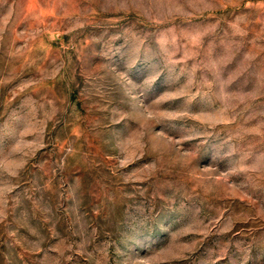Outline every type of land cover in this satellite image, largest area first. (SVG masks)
<instances>
[{
	"label": "rangeland",
	"instance_id": "1",
	"mask_svg": "<svg viewBox=\"0 0 264 264\" xmlns=\"http://www.w3.org/2000/svg\"><path fill=\"white\" fill-rule=\"evenodd\" d=\"M0 264H264V0H0Z\"/></svg>",
	"mask_w": 264,
	"mask_h": 264
}]
</instances>
